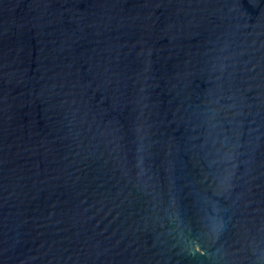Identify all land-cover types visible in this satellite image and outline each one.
Wrapping results in <instances>:
<instances>
[{
    "label": "water",
    "instance_id": "water-1",
    "mask_svg": "<svg viewBox=\"0 0 264 264\" xmlns=\"http://www.w3.org/2000/svg\"><path fill=\"white\" fill-rule=\"evenodd\" d=\"M0 264H264V0H0Z\"/></svg>",
    "mask_w": 264,
    "mask_h": 264
}]
</instances>
